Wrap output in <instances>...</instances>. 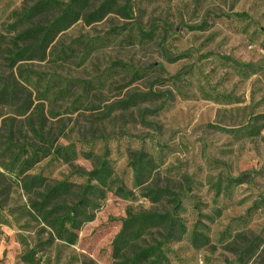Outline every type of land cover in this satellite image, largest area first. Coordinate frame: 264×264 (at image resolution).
Returning <instances> with one entry per match:
<instances>
[{
  "label": "rangeland",
  "instance_id": "374dc122",
  "mask_svg": "<svg viewBox=\"0 0 264 264\" xmlns=\"http://www.w3.org/2000/svg\"><path fill=\"white\" fill-rule=\"evenodd\" d=\"M37 1L0 0V264H119L112 244L127 211L173 209L172 196L152 203L135 186L131 162L141 150L159 163L146 186L183 195L189 233L209 228L200 249L189 235L166 243L164 264H264V0H116L99 19L91 13L104 0H92L40 55L13 64L18 16ZM247 126L259 133L245 135ZM33 128L72 160L47 157L18 177L7 149L43 144ZM93 156H107L114 181L69 244L34 208L43 189H25L23 178L73 182L64 201L76 203ZM163 234L152 229L137 244Z\"/></svg>",
  "mask_w": 264,
  "mask_h": 264
},
{
  "label": "trees",
  "instance_id": "16d2710c",
  "mask_svg": "<svg viewBox=\"0 0 264 264\" xmlns=\"http://www.w3.org/2000/svg\"><path fill=\"white\" fill-rule=\"evenodd\" d=\"M91 1L68 0L67 3L62 4L58 0H39L31 7L26 8L18 16V22L23 30L16 36L15 50L10 52L11 62L14 64L18 60L40 55L44 45L50 44L59 33L68 30L86 14ZM115 3L116 0H104L100 8L91 15H96L97 19L102 18L111 11ZM128 4L129 0H125V7ZM48 12L56 13L48 26L34 24L35 20ZM118 65L129 67L122 63ZM243 130L245 135L250 136L259 133L255 126H247ZM226 131L237 133L242 130L230 129ZM33 133L43 144L17 146V152L11 148L7 149L11 158L7 169L11 173L22 177L28 169L47 157H51V161L71 162L72 159L67 149L49 144L42 129L33 128ZM89 157H92L91 154ZM93 157L95 162L93 169L79 172L80 176L85 177V183L77 194L76 203L68 204L64 201L67 197L75 195L77 184L73 182L62 180L47 184L42 174L27 179L23 178L25 189L29 191L35 187L43 189L41 200L35 202L34 208L55 236L69 244H75L81 227L94 219L95 211L107 198L112 181H114L115 170L107 156ZM131 166L135 186L146 189L142 195L152 203L161 202L168 196H172L170 201L173 204V209L164 212L145 209L138 212L127 211V216L122 220L121 230L112 244L113 256L120 260L119 264H164L168 258L164 250L165 244L181 240L185 235H189V240L195 248L200 249L206 246L209 243V237L205 233L209 231V228L205 224L199 223L193 232L189 233L187 224L182 217L183 195L175 194L168 189L146 186L159 166L157 158L151 153L141 150L134 154ZM244 179V177L230 178L227 188L243 183ZM117 191L125 198L131 195L121 186ZM152 229L162 230L164 241L148 247L139 246L137 242L142 240Z\"/></svg>",
  "mask_w": 264,
  "mask_h": 264
}]
</instances>
